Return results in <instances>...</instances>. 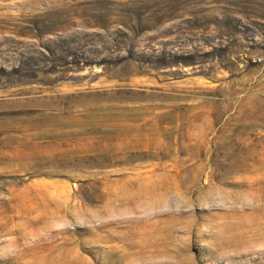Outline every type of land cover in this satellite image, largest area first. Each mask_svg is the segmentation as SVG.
I'll return each mask as SVG.
<instances>
[{
	"label": "rangeland",
	"instance_id": "rangeland-1",
	"mask_svg": "<svg viewBox=\"0 0 264 264\" xmlns=\"http://www.w3.org/2000/svg\"><path fill=\"white\" fill-rule=\"evenodd\" d=\"M44 263L264 264V0H0V264Z\"/></svg>",
	"mask_w": 264,
	"mask_h": 264
},
{
	"label": "bare ground",
	"instance_id": "bare-ground-1",
	"mask_svg": "<svg viewBox=\"0 0 264 264\" xmlns=\"http://www.w3.org/2000/svg\"><path fill=\"white\" fill-rule=\"evenodd\" d=\"M61 219H62V217H61ZM42 229V228H41ZM43 238V237H42ZM44 239V238H43ZM41 242H42V239H41ZM45 243V242H44ZM47 243V242H46ZM40 244V243H39ZM42 244V243H41ZM70 249V248H69ZM66 251V250H65ZM61 253V252H60ZM67 253V252H66ZM61 255V254H60ZM58 256V255H57ZM72 257V256H71ZM64 258V256L61 258V260ZM69 259V258H68ZM59 260V259H58ZM57 260V261H58ZM46 261V260H45ZM66 261V260H65ZM62 262H64V261H62ZM46 263V262H45ZM44 263V264H45ZM52 263V262H51ZM55 263V262H54ZM57 263H59V261L57 262ZM66 264V263H65Z\"/></svg>",
	"mask_w": 264,
	"mask_h": 264
}]
</instances>
